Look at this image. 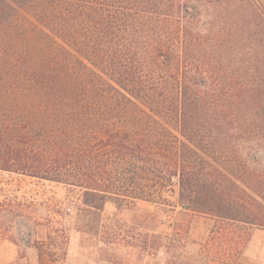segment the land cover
I'll return each instance as SVG.
<instances>
[{
  "label": "trees",
  "instance_id": "obj_1",
  "mask_svg": "<svg viewBox=\"0 0 264 264\" xmlns=\"http://www.w3.org/2000/svg\"><path fill=\"white\" fill-rule=\"evenodd\" d=\"M0 171L79 190L81 211L180 205L214 220L205 246L249 264L264 0H0ZM168 264H189L180 246Z\"/></svg>",
  "mask_w": 264,
  "mask_h": 264
},
{
  "label": "rangeland",
  "instance_id": "obj_2",
  "mask_svg": "<svg viewBox=\"0 0 264 264\" xmlns=\"http://www.w3.org/2000/svg\"><path fill=\"white\" fill-rule=\"evenodd\" d=\"M169 199L179 202L177 195ZM83 200L79 190L0 171V239L18 247L15 264H29L31 251L40 264L41 257L48 264H168L177 246L189 264H236L232 248L205 246L214 220L180 205L175 212H160L143 202L138 208L119 209L108 202L99 213L81 211ZM177 229L188 231L183 243L174 240ZM37 241L44 244L40 251ZM224 249L231 251L228 257ZM240 260L264 264V229L252 231Z\"/></svg>",
  "mask_w": 264,
  "mask_h": 264
},
{
  "label": "crops",
  "instance_id": "obj_3",
  "mask_svg": "<svg viewBox=\"0 0 264 264\" xmlns=\"http://www.w3.org/2000/svg\"><path fill=\"white\" fill-rule=\"evenodd\" d=\"M31 252L32 254L29 256V264H40L39 256L35 254L34 251ZM17 260L18 247L10 244L7 240H2L0 243V264H15Z\"/></svg>",
  "mask_w": 264,
  "mask_h": 264
}]
</instances>
